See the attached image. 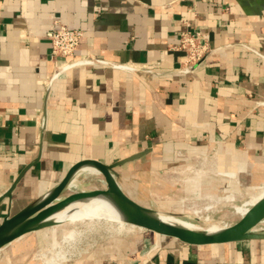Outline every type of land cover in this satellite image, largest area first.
<instances>
[{
  "label": "crops",
  "instance_id": "0c3cea01",
  "mask_svg": "<svg viewBox=\"0 0 264 264\" xmlns=\"http://www.w3.org/2000/svg\"><path fill=\"white\" fill-rule=\"evenodd\" d=\"M56 22L82 32L69 68L51 60ZM184 22L210 49L196 67L177 48ZM85 161L156 213L262 194L264 0H0V224ZM100 177L85 166L69 189ZM20 239L0 264H22ZM139 241L98 244L73 264H264V239L155 235L146 252Z\"/></svg>",
  "mask_w": 264,
  "mask_h": 264
},
{
  "label": "water",
  "instance_id": "95a60500",
  "mask_svg": "<svg viewBox=\"0 0 264 264\" xmlns=\"http://www.w3.org/2000/svg\"><path fill=\"white\" fill-rule=\"evenodd\" d=\"M94 168L103 178L105 190L80 191L64 195L74 174L81 168ZM10 192L5 194L8 197ZM112 195L128 217L131 225L160 236L177 239L194 246L232 243L252 239H264V232H254L255 227L264 219V197L254 205L248 213L234 225L223 229L218 234L208 235L197 231H189L160 222L155 212L141 207L129 199L117 185L109 167L94 161H85L73 166L62 182L41 202L22 210L0 224V250L25 234L47 228L48 220L53 214L68 205L87 201L97 196Z\"/></svg>",
  "mask_w": 264,
  "mask_h": 264
},
{
  "label": "rangeland",
  "instance_id": "374dc122",
  "mask_svg": "<svg viewBox=\"0 0 264 264\" xmlns=\"http://www.w3.org/2000/svg\"><path fill=\"white\" fill-rule=\"evenodd\" d=\"M90 184H92L94 190L106 189L102 177H100V180H91ZM74 192L79 191L75 189L74 191L70 190V192H65L64 194L66 196ZM221 197L222 196H217L214 199V201L216 200L215 202L211 201L206 204L205 202H194V207L190 210L187 208V203H183V206L180 204L178 207H168L163 210L165 211L164 213L158 211L157 213L155 212V215L173 217L174 221L190 225L195 231L205 233L210 226L225 229L237 223L242 216L240 217L235 214V208H244V206L245 209L251 208L244 203L248 199L237 203H231L229 199H227V201H220L223 199ZM88 201L89 200L79 203L85 204ZM79 203H75V205L69 209L83 206L79 205ZM81 221L83 220H77V222L71 226L67 225V223L55 224L53 221H50L51 225L49 227L40 229L37 231L38 233H29L21 237L16 243L20 242L27 244L24 253L20 254L19 257L22 264H40V260H38L36 256L46 249H51L50 252L52 253L60 250L62 254H65L64 258L66 261L64 260L63 264L78 263L82 261L94 246L98 244H107L110 241L120 239H137L138 241L140 239L139 242L143 244L142 252H146L149 247L155 243V235L160 236L143 229L133 228V226L130 225L123 226L124 229L118 232V225L116 222L109 220L108 223L106 222L107 220L102 218H99L97 220L99 222L96 223L89 222V220H86L84 223ZM72 232L73 236L71 239L63 241V236H68V234ZM254 232H264V219L255 227ZM55 242L58 246L54 245ZM8 248L10 247L0 251V260Z\"/></svg>",
  "mask_w": 264,
  "mask_h": 264
},
{
  "label": "bare ground",
  "instance_id": "6f19581e",
  "mask_svg": "<svg viewBox=\"0 0 264 264\" xmlns=\"http://www.w3.org/2000/svg\"><path fill=\"white\" fill-rule=\"evenodd\" d=\"M262 197H264V192L260 194L259 196L255 197L254 199H252L251 201L245 202L246 206L249 205L252 208L254 205H256L260 201ZM75 203H79V202H75ZM75 203H72L68 205L67 207H65L64 209L56 212L48 220L53 221L55 224L67 223V225L71 226L75 224L77 220H83L81 221L83 223L86 220H89V222H92V223H96V222H99L97 221L99 218H102V219L107 220L106 222H108L109 220H111L112 222H116L118 225V230H117L118 232L124 229L123 226H126V225L133 226V228L135 227V228L141 229L139 227L131 225L128 222V217L126 213L122 210V208L119 206L116 199L112 195L97 196L95 198L90 199L85 204L79 203V205H83V206H80L78 208L69 209L70 207L74 206ZM250 209H245V206L244 208L237 207L235 208V213L238 214L240 217L241 216L243 217L248 213ZM157 219L160 222L167 224V225L183 228L189 231H195V229H193V227H191L190 225L174 221L173 217L158 215ZM223 229L224 228L210 226L206 230L205 233H207L208 235H215L223 231ZM72 236H73V232L71 234H68V236H63V241L71 239ZM54 245L58 246L56 242ZM50 250L46 249L45 251L38 253L36 258L40 260V264H63L65 260L64 258L65 254H62L60 250H58V252H55V253L50 252Z\"/></svg>",
  "mask_w": 264,
  "mask_h": 264
},
{
  "label": "built area",
  "instance_id": "2783aa9c",
  "mask_svg": "<svg viewBox=\"0 0 264 264\" xmlns=\"http://www.w3.org/2000/svg\"><path fill=\"white\" fill-rule=\"evenodd\" d=\"M184 24L185 29L178 34L179 44L177 48L183 53L185 65L188 68L196 67L205 60L210 49L203 42L202 34L199 31L190 28L187 22H184ZM45 38L50 46L51 60L59 64V68H69L81 62L77 59H72V57L78 50L82 32L56 22L53 28L47 32ZM96 63L102 64L101 61H96ZM117 67L126 68L125 66ZM69 185L66 192L70 190Z\"/></svg>",
  "mask_w": 264,
  "mask_h": 264
}]
</instances>
